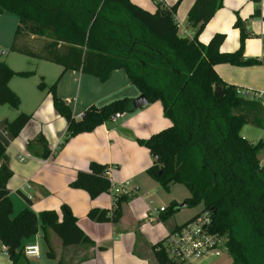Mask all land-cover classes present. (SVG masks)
Listing matches in <instances>:
<instances>
[{
  "label": "trees",
  "instance_id": "trees-1",
  "mask_svg": "<svg viewBox=\"0 0 264 264\" xmlns=\"http://www.w3.org/2000/svg\"><path fill=\"white\" fill-rule=\"evenodd\" d=\"M153 1L157 6L154 14L130 0H0V14L19 19L10 52L60 66L64 72H81L102 84L114 71L122 70L150 104L160 102L171 126L137 141L154 160L147 174L165 191L173 185L184 186L190 194L183 203L185 208L202 206L201 212L211 214L212 232L226 238L231 264H264V168L259 160L264 142L252 144L241 136L246 125L264 130V106L239 98L237 87L223 82L215 71L222 64L252 67L264 65V61L245 58L249 35L241 19L235 23L241 35L238 51L221 53L224 34L213 36L208 45L199 42V36L222 7V0H196L187 15L196 30L193 39L178 35L176 15L183 0L171 7ZM31 36L36 39L30 40ZM33 75L32 71L16 72L0 59V107L19 110L20 99L9 83L15 77ZM57 84L48 90L55 112L68 124L66 141L94 132L116 114L135 111L131 100L122 99L101 108L91 106L77 120L68 104L57 96ZM216 87L224 91L220 99L215 97ZM46 88L44 83L38 86L39 90ZM31 119L32 115L20 113L6 123V131L16 138ZM32 146L41 148L43 159L51 156L43 135L28 143ZM107 170L106 165L92 162L89 171L79 172L69 187L86 192L94 200L110 192ZM12 177L6 148L0 142V243L11 264L24 260V241L40 232L47 247L46 257L53 262L56 255L50 232L64 247L94 245L67 205L61 208V218L56 211L36 215L28 207L12 217L8 189ZM130 199L120 196L113 211L91 209L88 218L95 223L117 224L123 205ZM180 208L177 202H171L160 221H168ZM152 250L158 264H177L167 253L164 241Z\"/></svg>",
  "mask_w": 264,
  "mask_h": 264
},
{
  "label": "crops",
  "instance_id": "crops-1",
  "mask_svg": "<svg viewBox=\"0 0 264 264\" xmlns=\"http://www.w3.org/2000/svg\"><path fill=\"white\" fill-rule=\"evenodd\" d=\"M130 1L133 5L151 14L157 11L156 3L153 0ZM160 1L171 7L177 0ZM195 2L196 0H183L178 8L176 21L179 29L178 35L182 38L193 39L195 36L196 30L187 20L188 12ZM256 11L260 12L259 16H256ZM238 19H241L242 22L245 21L248 25H246V31L249 38L245 42V58L264 61V0H224L223 8L209 22L203 34L199 37V42L208 45L213 36L224 34L226 39L221 46V53L238 51L241 44L239 42V36L241 40L240 30L235 28ZM19 25L18 17L8 13L0 14V59L16 72H34V75L29 78L15 77L9 83L11 90L20 99L19 110L15 111L7 106L0 107L4 108L2 110L5 113V117L0 118V142L6 148L9 166L13 172V177L8 183L10 197L13 194L18 195L24 200L25 208L28 207L36 215L44 211H57L60 214V207L67 205L78 219L80 229L94 242L92 246L64 247L58 237L50 232V244L56 255V260L51 261L52 264L58 261L63 264H158L152 250L153 246L164 241L172 231L183 226L196 215H193L187 222L182 224L178 220V214L166 222L160 221L161 214L159 217L147 218L150 212L157 211L162 207L168 208L170 204L167 207L153 208L155 203L148 193L161 187L150 177L148 182H153L150 184L142 183L141 178L147 174L148 167L153 165L154 160L150 166H143L136 164L135 159L129 160L126 158L125 151L111 141L112 137L115 141L118 138L115 128L109 130L103 125L93 133L77 136L74 138L76 143L72 146L73 152L68 150L71 144L69 143L66 146L68 151L57 155V151L65 138L68 124L55 112L49 91L50 96H43V92L37 89L38 86L37 88L33 86L32 80L38 76L47 78L48 75H51L50 77H54L52 78L53 81L58 83L57 96L68 104L74 118L77 120L81 119L84 112L91 106L101 108L122 99L133 101L140 97L141 93L130 83L126 73L122 70L114 71L110 79L102 84L95 77L81 72H64L62 67L55 65L61 68L60 71H56L48 67L54 64L10 52L9 49L13 44ZM34 39H36L34 36L30 37V40ZM16 56H23L25 61H20L19 57ZM24 64L25 66H22ZM26 66L30 68H25ZM262 69L264 70V65L236 67L224 64L215 67L216 73L226 84L237 88L264 92V90L248 87L251 85L252 79L246 77L254 71L264 73ZM49 72L52 74H49ZM263 78H256L260 80L256 84L264 86V82L261 81ZM18 80L30 82V89L28 91L23 90L22 81L19 82ZM25 107L32 108L30 110L32 111L31 114H27L32 115V119L20 135L14 138L6 131V123L13 121L20 113L25 114L26 110H22ZM3 112L0 109V115H3ZM132 113H129L131 115L122 114L123 117L121 118H126L121 123V127L127 129L124 132L130 135L133 134L132 130L136 131L132 123L139 114L141 116L147 113L155 115V118L152 119L153 123L156 120L155 126L161 128L159 130L154 128L153 135L171 126V122L164 117L160 102L149 104ZM39 134L45 137L48 148L51 150V156L48 159L42 158V150L39 146L28 147V143L36 139ZM101 137L104 138V143L108 146L106 155L101 154L103 151L100 143ZM260 141L264 142L263 139H260ZM129 148L134 150L137 147L130 144L126 150ZM21 159H25V161L21 162ZM259 160L260 165L264 168V149L259 154ZM92 162L106 165L110 169V179L115 184L129 183L132 197L128 203L123 205L122 217L117 224L112 222L95 223L88 218L89 211L94 208L110 211L113 206L112 196L108 199L102 195L92 200L86 192L69 187V184L76 179L79 172L89 171ZM56 168L61 171H57ZM173 201L175 200L171 202ZM59 217L61 218L60 215ZM156 227L155 232L150 231L151 228ZM24 244L25 247L38 246L40 251L39 257H26L24 255L25 261L46 264L45 259L42 261V244L44 247L46 245L41 232L25 240ZM46 252L47 250L44 252L45 255ZM0 264H11L6 249L1 243ZM213 264L224 263L216 262Z\"/></svg>",
  "mask_w": 264,
  "mask_h": 264
},
{
  "label": "rangeland",
  "instance_id": "rangeland-1",
  "mask_svg": "<svg viewBox=\"0 0 264 264\" xmlns=\"http://www.w3.org/2000/svg\"><path fill=\"white\" fill-rule=\"evenodd\" d=\"M223 6H224V0H222V7L219 10H221L223 8ZM242 23L244 25L245 30H247V27H246L247 23H245V21H243ZM203 32H202V34H203ZM246 33H247V31H246ZM239 42H241L240 36H239ZM19 55H21V54H19ZM16 57H19L18 59H20V61H25V58H23V56H16ZM222 65H224V64H222ZM22 66H25V64L22 65ZM255 66H261V65H255ZM255 66H252V67H255ZM48 67H50V69H53V70H56V71H60V69H61L60 67H57L55 65H50ZM25 68H30V67L29 66H26ZM243 71H245V70H243ZM262 71L264 72L263 69H262ZM49 74H52V73L49 72ZM50 76L51 75H48L47 78H43L42 76H38L36 79H33L32 80L33 81L32 82L33 83V86H35L36 88L41 83H44L46 85L47 88L45 90H41L43 92V96H50L48 94V91H49L48 88L51 87L55 83V81H53L54 79H52L54 77H50ZM229 77H231V76L229 75ZM246 77L252 79L251 85L248 86V87H252L253 89L257 88V89H260V90H264V86H261L258 83L256 84L257 81L260 82V80H257L256 78H258V77H260V78L264 77V73H262L261 71H254L253 73L250 74V76L246 75ZM18 81L19 82L22 81V84L21 85H22V89L23 90H27L28 91V89H30V82H25L23 80H18ZM261 81L264 82V78L261 79ZM0 109H1L2 112L4 111V110H2L4 108H0ZM22 110L23 111L26 110L27 113L25 112V114H31V112H32V111H30V110H32V108L30 109V107L29 108L25 107V109H22ZM146 111H148V110H146ZM139 113H141V112H139ZM129 115H131V114H129ZM3 117H5V113L4 112H3V115H0V118H3ZM154 118H155V115H150V113H147L144 116H141L139 114V116L137 117V119H135L133 121V123H132L133 124V128H135V130H136L135 132L133 130L131 131L133 133L132 135H130L129 133L124 132V130H127V129L121 127V123L124 120H126V118L125 119H118L116 122L109 121V122L105 123L104 125L109 130H112L114 128L117 130L116 131L117 132V137H118L117 138V141H115L113 137L111 138V141L112 142H115L117 147L122 148L125 151L126 158H128L129 160L130 159H135V163L136 164H141L143 166H150L151 163L153 162V158L150 155L149 150L147 148H145V147L140 146L137 141L139 139H141V140L142 139H149L153 135L152 132H153L154 128H157L155 126V123L157 121L155 120V122L153 123V120H152ZM159 128H161V127H159ZM159 128H157L155 130H159ZM162 129H160V130H162ZM85 134H90V133H85ZM137 134H139L140 136L137 135ZM80 135H82V134H80ZM80 135H78V136H80ZM241 136L244 137L245 139H247L249 142H252L253 144H256V143L259 142L260 139H263L264 140V130L256 129L254 127H251L249 125H246L241 130ZM76 137H74V138H76ZM74 138H71L68 141H66L65 138H64V140L62 142V145L60 146V149L57 151V155H60L61 152L63 154V153H65L68 150L73 152L74 149L72 148V146L75 145V143H76V142H74L75 141ZM69 143H71V144H70V146H69V148L67 150L66 149V146ZM100 143H101V149L103 150L101 152V154L106 155L108 146L106 145V143H104V138H102V137L100 138ZM130 144L136 145L137 148H134V150H132L130 148L128 150H126L127 146H129ZM102 146H104V148H102ZM56 169H57V171H61V170H58V168H56ZM53 175H54V173H53ZM149 179H150L149 178V175L146 174L145 176H143V178H141V182L144 183V184H145V182L146 183H149V184L150 183H153V182H148V181H150ZM148 194H149V197H151L152 200L155 203V205H153V208L154 207H161V206H166L167 207V206H169V204H170V202L172 200H175L182 207V205L184 203V200L186 198H189V196H190L188 190L184 186H182V185H174L173 187H171V189L169 191H165L162 188H158V190L153 189ZM103 196H104V198L111 197L110 193L103 194ZM10 200H11L12 206H13V214H12V217H15V216H17L18 214H20L25 209L26 204H25L24 200L21 199L16 194H13L10 197ZM148 202H147V204H148ZM62 206L59 209L60 214L56 211L58 213V215H60L61 217H62V211H61ZM201 210H202V207L201 206H199L197 208H194V209L180 208L179 212H177L175 215L178 214V220H179L180 224H182L183 222H187L188 219H190L193 215H197L198 213H200ZM155 225H157V224H155ZM156 230H157V227L154 228V229H152V228L150 229L151 232H155ZM42 250H43V259H42V261H44V259H45L46 264H52V262L44 254L45 250H47V247H44L43 244H42ZM216 262H218V263L219 262H222L224 264H231V262H232V256L230 254H228L227 252H224L220 258H211V259H209L207 261V264H213V263H216ZM56 263L57 262H55L54 264H56ZM18 264H35V263L34 262H29L28 263L25 260H21Z\"/></svg>",
  "mask_w": 264,
  "mask_h": 264
},
{
  "label": "built area",
  "instance_id": "built-area-1",
  "mask_svg": "<svg viewBox=\"0 0 264 264\" xmlns=\"http://www.w3.org/2000/svg\"><path fill=\"white\" fill-rule=\"evenodd\" d=\"M236 95L239 98L256 101L264 106V92L251 89L237 88ZM123 117L122 114H116L112 121L116 122ZM25 159H21L24 162ZM106 175L110 179V169ZM110 195L113 199L114 210L120 196L126 195L132 197L129 189V183L115 184L110 179ZM165 207L157 211L150 212L147 218H154L162 214ZM213 219L209 212H200L193 219L183 226L172 231L164 240V247L170 258L177 264H206L211 258H220L224 252H228L226 247V238L218 236L212 232ZM4 249H6L4 247ZM26 257H39L40 251L38 246H26L24 249Z\"/></svg>",
  "mask_w": 264,
  "mask_h": 264
},
{
  "label": "water",
  "instance_id": "water-1",
  "mask_svg": "<svg viewBox=\"0 0 264 264\" xmlns=\"http://www.w3.org/2000/svg\"><path fill=\"white\" fill-rule=\"evenodd\" d=\"M224 96V91L220 88V87H216L215 89V97L216 99H220ZM150 103L147 100V98L144 95H141L140 97H138L137 99H134L132 101V106L133 109L137 110V109H141L144 108L146 106H148ZM186 205L183 204L181 208H185Z\"/></svg>",
  "mask_w": 264,
  "mask_h": 264
}]
</instances>
